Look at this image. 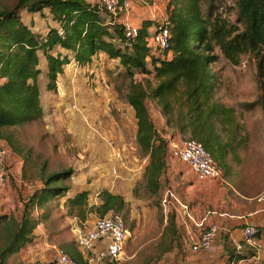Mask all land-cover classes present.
Returning a JSON list of instances; mask_svg holds the SVG:
<instances>
[{
  "label": "trees",
  "instance_id": "1",
  "mask_svg": "<svg viewBox=\"0 0 264 264\" xmlns=\"http://www.w3.org/2000/svg\"><path fill=\"white\" fill-rule=\"evenodd\" d=\"M201 1L169 0L163 21L169 32V49L163 56L151 54L148 48L150 21H144L136 37L128 39L121 23H112L103 8L87 0L0 1V141L22 159L21 180L31 189L25 194L19 189V206L0 214V264H8L10 256L32 242L37 224L33 211H47L49 203H59L70 191L73 171L48 172L45 163L32 162L16 134L18 128L43 118L39 76L44 73L46 88L53 91L70 61L86 66L102 53L122 67L129 80L124 101L133 110L135 142L146 159L140 185L147 194L159 195L169 145L176 137L201 144L224 180L241 164L240 150L248 140L241 134V108L258 107L264 114V0H235L234 23L213 15L212 4V12H203ZM22 13L39 14L42 19L48 14L56 27L36 33L23 21ZM216 50L231 66H238L244 56L255 62V102L240 105L238 110L220 101L216 95L220 87L211 70L218 61ZM40 52L46 62L44 71L39 68ZM149 102L163 119L161 127L152 120ZM27 166L34 172L29 173ZM133 194L138 190L134 188ZM89 196L83 190L67 198L66 215L84 223L90 215L101 218L128 207L123 196L106 189L98 192L96 205L89 202ZM175 220V214L168 215L166 252L179 240ZM66 253L84 264L79 253ZM234 256L228 264L237 260Z\"/></svg>",
  "mask_w": 264,
  "mask_h": 264
},
{
  "label": "crops",
  "instance_id": "2",
  "mask_svg": "<svg viewBox=\"0 0 264 264\" xmlns=\"http://www.w3.org/2000/svg\"><path fill=\"white\" fill-rule=\"evenodd\" d=\"M87 1L95 3V0ZM168 2L169 0H131L130 10L126 13H120L117 21L121 24L128 22L138 28L144 21H150L152 24L149 27V34L151 35L157 26L164 21ZM22 19L26 24L32 25V30L36 33L46 32L48 27H56L48 14L45 19H42L39 14L22 13ZM42 26L44 31H42ZM96 58L100 61L105 60L106 56L100 53ZM86 70H81V75L75 80L70 74L64 72L58 78L56 88L53 91H49L44 83L39 82L40 78H38L44 110L42 120L51 122L52 118L60 120L64 117L66 120L69 118L70 122H64L65 119L61 121L62 126L65 128L67 126L68 130L61 128L60 132L71 130L72 126L69 124L72 123L76 125L82 121H90L95 125L105 120L107 122L113 121L107 108L118 107L116 103L110 105L111 101L115 102L114 97L107 98L105 102H100L102 98L96 100L95 90L92 89V82L89 83V80L93 81V73H95V77H98V71ZM86 72L88 76H85ZM100 90L103 92L102 88ZM220 101L225 104L228 103L222 99ZM72 104L75 106L74 108L71 107ZM262 115L264 114L262 113ZM101 116H103L102 119H100ZM157 117L159 119L158 127H161L163 119L159 112H157ZM262 117L264 118V116ZM239 122L242 126L241 134L247 135L248 131L245 126L247 117L243 115ZM65 123L67 124L64 125ZM126 134L130 136L129 144L124 141L123 136ZM135 135L136 124L133 110L122 103V190L120 186L115 185L116 181L111 177L99 176L97 172L89 171V168L79 172L74 171L71 176L70 191L64 198L60 199L59 203H49L47 211L41 209L33 211L37 220L34 237L32 242L25 245L18 253V256L21 257L20 264H51L57 249L64 252L73 250L79 253L83 259L74 243L75 230L78 228L90 229L95 222V216L90 215L84 223H80L77 219L66 215L64 202L67 198L73 197L75 193L83 190L89 191L90 194L94 193L96 196V192L103 189L122 195L126 202L131 201V189L136 179L143 173L146 165V161L144 162V159L138 156L139 150L135 142ZM262 137L264 139V136ZM248 142L249 138L240 150L242 157ZM173 143L180 145L182 141L176 137L169 146H172ZM263 151L264 145L262 146V153ZM171 159H168L167 170L161 181H167L168 186L172 187V191L168 189L167 191L173 194L175 203L178 205L176 211L182 217L181 220L184 225L178 232L180 236L179 246L175 245L172 251L165 255V257L168 256L169 260H172V263L169 264H228L230 256L233 257L234 255L237 260L229 262V264H264V190L254 197H246L236 191L232 184L224 180L210 182L198 179L189 166L176 162L174 158V160ZM7 161H12L15 171H19L20 174L22 160L10 153ZM21 186L19 189L30 188V185L25 183H21ZM228 189L231 190L230 194ZM210 200L212 204H215L211 209L208 207ZM211 224H217L221 229L211 247L204 251H191V245L199 239L201 232ZM245 226H253L258 230L255 238L256 247L244 242L242 230ZM236 244L242 245L240 251L236 249ZM158 245L159 242L155 243V246ZM231 253L234 254L230 255Z\"/></svg>",
  "mask_w": 264,
  "mask_h": 264
},
{
  "label": "rangeland",
  "instance_id": "3",
  "mask_svg": "<svg viewBox=\"0 0 264 264\" xmlns=\"http://www.w3.org/2000/svg\"><path fill=\"white\" fill-rule=\"evenodd\" d=\"M209 4L213 6V15H220L221 18L228 20L230 23L235 22V0H215L213 2L202 0L201 9L203 12H208V10L212 12ZM41 28L44 31V27L42 26ZM215 54L218 56V61L211 65V70L215 74L216 82L220 87L216 92L217 97L220 100L227 101V104L236 106L238 110H240V105L255 102L258 97L255 80V62L251 58L244 56L238 66H231L222 58L218 50L215 51ZM39 56V68L41 71H44L45 58L41 52ZM96 59L92 61L93 63L86 66H80L74 61H70L65 66L64 72L70 74L75 80L81 75V70L93 69L98 71V77H95V73H93L94 79L93 81L89 80V83L92 82L91 85L93 86L92 89L95 90L93 91L96 100L102 98L100 102H105L107 98L114 97L115 102L111 101L110 105L116 103L118 107L111 106L107 108V111L112 115V122L105 120L96 123L95 126L90 121H82L76 125L74 123L69 124L72 126L71 130L66 131L68 130L67 126L66 128L62 126L61 122L66 117L62 118V120L52 118L51 122L41 120L18 128L16 134L24 148V153L29 151L32 162H36L37 165L45 163L48 172L60 171L67 168H70L73 172H79L89 168V171L97 172L99 176L105 175L106 178L111 177V179L116 181H114L115 185L120 186L122 190V103L127 105L124 101V95L127 91L129 80L123 74L124 71L117 60H108L106 58L99 61L98 58ZM86 71L88 72V70ZM87 72L85 76H88ZM60 76L57 77L56 83ZM39 78L40 83L47 84L48 80L44 73ZM100 88L103 89V92ZM110 89L111 92L109 93ZM148 109L154 124L158 126V109L153 102L148 103ZM125 110L124 113H126ZM241 110L243 115L247 117L245 126L248 131V146L245 149L243 157L241 156V164L233 170L229 178L222 180L232 184L234 189L242 195L254 197L264 190V151L262 153V146L264 145L262 137L264 136V118L262 116L264 115H262L258 107L250 110L241 108ZM68 119H65L64 122H70ZM61 128L66 130L60 132ZM123 137L124 141L129 144L130 136L126 134ZM2 143L4 144V142ZM173 145L169 146L168 159L172 158L170 154L173 148L179 146L178 143H173ZM10 153L11 151L8 149V155ZM138 156H140L139 153ZM175 161L187 165L176 159ZM26 168L30 170L29 173L34 172V169H30V166ZM7 171L8 179L5 185L0 188V214H8L15 209L16 205L19 206V203H16V201L18 190L21 188L20 186L23 182L21 180V171L20 174L19 171H15L12 161H7ZM142 181L143 173L139 175L131 189L132 200L126 202L128 205L127 209L119 213L125 222L129 240L124 256L115 264L172 263V260H169L168 256L165 257L169 252L164 251L169 241L168 236L164 237L166 235L164 234V228L167 225L168 215L175 214L178 231L184 225L181 220L182 217L176 211L178 205L174 199H170L168 204L164 206L162 204L167 189L171 191L173 189L168 186L167 181H164L159 195L151 196L140 185ZM202 181L213 182L210 179ZM134 188L138 190L137 195L133 194ZM24 189H22L23 194L31 191L30 188L25 187ZM98 192H96V196L94 193L90 194V203L94 205L98 204ZM228 192L230 194L231 190L228 189ZM54 204L57 203L55 202ZM209 204V209L215 205L212 204V201ZM7 210L10 211L8 212ZM97 218L95 216V220ZM178 241L176 246H179ZM157 242H159V245L155 246ZM20 262L21 257L20 255L18 256V253L10 256L7 261L8 264H20Z\"/></svg>",
  "mask_w": 264,
  "mask_h": 264
},
{
  "label": "built area",
  "instance_id": "4",
  "mask_svg": "<svg viewBox=\"0 0 264 264\" xmlns=\"http://www.w3.org/2000/svg\"><path fill=\"white\" fill-rule=\"evenodd\" d=\"M95 3L103 8L111 17L112 23L117 22V15L126 13L131 7V0H95ZM109 24V22H107ZM124 35L131 39L136 37L139 28L125 22L122 24ZM61 35L62 32L60 31ZM148 48L153 55H160L169 49V32L164 22H161L155 31L148 38ZM71 107H75L73 104ZM170 156L176 160L186 163L198 179L222 180V171L218 168L205 151L201 144L196 141L185 139L182 143L173 148ZM7 158L8 149L0 141V188L7 179ZM146 159H144V162ZM114 173V172H113ZM174 199L170 191H166L162 200L163 206ZM221 229L217 224H211L204 229L199 239L191 245L193 252L208 250ZM243 240L250 246H257L255 243L258 230L253 226H245L242 230ZM129 240L125 222L117 212H110L106 216L97 218L93 226L88 230L78 228L75 230L74 243L82 255L84 264H115L125 254V248ZM236 249H242L241 244H236ZM52 264H79L70 255L61 249L54 254Z\"/></svg>",
  "mask_w": 264,
  "mask_h": 264
}]
</instances>
